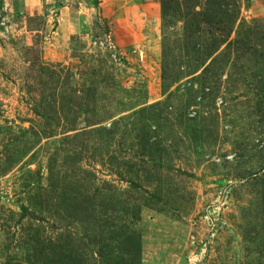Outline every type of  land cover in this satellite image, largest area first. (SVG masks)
Masks as SVG:
<instances>
[{"label": "rangeland", "instance_id": "obj_1", "mask_svg": "<svg viewBox=\"0 0 264 264\" xmlns=\"http://www.w3.org/2000/svg\"><path fill=\"white\" fill-rule=\"evenodd\" d=\"M0 1V264H264V0Z\"/></svg>", "mask_w": 264, "mask_h": 264}, {"label": "crops", "instance_id": "obj_2", "mask_svg": "<svg viewBox=\"0 0 264 264\" xmlns=\"http://www.w3.org/2000/svg\"><path fill=\"white\" fill-rule=\"evenodd\" d=\"M42 0H10V3H12V6L13 8H15L16 11L18 12H21L25 9H33L36 5H38ZM146 1V0H145ZM11 5V4H10ZM147 7H149L151 5V2L150 3H145L144 4ZM64 9V8H63ZM69 9V8H67ZM145 13V12H144ZM142 18H143V22L145 20H148L151 22L152 24V21L154 20L155 22L158 21V17H153V15H151L149 12L142 15ZM141 21V19H140ZM154 28H156V26L154 25L153 26Z\"/></svg>", "mask_w": 264, "mask_h": 264}, {"label": "built area", "instance_id": "obj_3", "mask_svg": "<svg viewBox=\"0 0 264 264\" xmlns=\"http://www.w3.org/2000/svg\"><path fill=\"white\" fill-rule=\"evenodd\" d=\"M107 42H109V39H108V41ZM109 48H110V50L111 51H109L111 54H112V56L114 55V53L115 52H117L116 50V47L114 46V44L113 43H111V45L109 46Z\"/></svg>", "mask_w": 264, "mask_h": 264}, {"label": "trees", "instance_id": "obj_4", "mask_svg": "<svg viewBox=\"0 0 264 264\" xmlns=\"http://www.w3.org/2000/svg\"><path fill=\"white\" fill-rule=\"evenodd\" d=\"M1 2V1H0ZM2 6H3V3L1 2V8H2ZM136 244V246L139 244L138 242L137 243H135ZM139 250H138V252H140V248H138Z\"/></svg>", "mask_w": 264, "mask_h": 264}, {"label": "water", "instance_id": "obj_5", "mask_svg": "<svg viewBox=\"0 0 264 264\" xmlns=\"http://www.w3.org/2000/svg\"><path fill=\"white\" fill-rule=\"evenodd\" d=\"M0 10H1V2H0Z\"/></svg>", "mask_w": 264, "mask_h": 264}]
</instances>
